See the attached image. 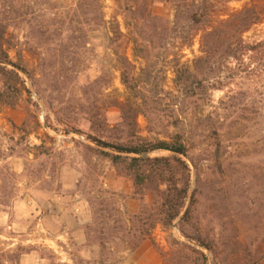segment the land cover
<instances>
[{"label": "rangeland", "instance_id": "374dc122", "mask_svg": "<svg viewBox=\"0 0 264 264\" xmlns=\"http://www.w3.org/2000/svg\"><path fill=\"white\" fill-rule=\"evenodd\" d=\"M194 1L155 0L162 21L129 28L131 0H0L11 60L0 65L18 75L0 73V264L32 250L44 264H201L203 254L207 264H264V0H212L214 21L246 6L259 19L244 33L248 12L219 26L233 46L211 53L190 14L176 18V5ZM119 101L137 108L133 126ZM176 134L190 188L165 225L157 164L129 169L108 146ZM78 221L85 244L67 235L57 253L41 240Z\"/></svg>", "mask_w": 264, "mask_h": 264}, {"label": "trees", "instance_id": "16d2710c", "mask_svg": "<svg viewBox=\"0 0 264 264\" xmlns=\"http://www.w3.org/2000/svg\"><path fill=\"white\" fill-rule=\"evenodd\" d=\"M93 1L97 2V4L100 2V0ZM154 1L155 0H131V5L128 6L126 10L131 13L134 21H130L127 23L129 28L137 27L139 21L153 23L162 21L160 17L152 12L150 3ZM175 10L176 18L180 17L181 12L190 14L189 16L191 18L190 20L192 21V25H195L197 27V31L199 33H202L201 47L202 52L204 53H211L217 47L222 46V44L224 46V42L226 49L232 48L233 44L228 43L226 40L224 41V39L219 34V26H227L236 16L242 17L248 14L247 17L243 18L241 21V33H244L252 24H255L259 19V14L255 11V8H248L246 6L242 10H234L229 8L225 14L220 15L219 18H217V21H214L212 20V18L214 15H216L217 10H215V6L212 3V0H195L191 4H178L176 5ZM196 16H199V19H196ZM224 16H227V18H224ZM198 32L196 33V35H199ZM112 33L113 39L116 41L123 36L118 22L115 24ZM193 38H189L188 41L192 42ZM130 40L134 44L138 43L136 38H130ZM222 41L223 43H221ZM219 43H221V45ZM0 63H11L9 53L3 49L2 45L0 47ZM0 73L4 77L14 75L18 78V75L14 70H10L3 65H0ZM123 81L130 90L134 89V86L129 84V81L125 77V74ZM115 105L120 108L124 123L129 127L133 126L137 108L129 101L115 102ZM134 138H136V136H134ZM139 139L140 140H130L128 142H122L117 145L108 146L112 147L114 151V153L110 154L112 157V161L116 164H126L129 169H139L143 165H150L151 163L157 164L158 175L164 182H167L168 185L167 193H165L164 200L159 206V209H161L160 221L165 225H171L175 218L180 214V209L185 206V202L189 193V168L188 165L181 159V157H179L181 155H187V146L184 143L182 136L179 134L172 136L170 140H159L158 142H152L143 138ZM154 150H167L172 152L174 155L172 157H146V154ZM127 155L135 156L129 157ZM177 171H180L179 179H177L175 176L177 174ZM165 173L170 174V177L166 178L167 176L165 175ZM137 177L139 178L141 176L137 175ZM180 183L182 184L180 185ZM190 213L191 211L188 208L184 213L182 219L187 221L190 217ZM186 236L189 239L195 240L196 242L200 243V245L208 247L202 236L199 235L194 238L188 235ZM203 257V263L201 264H207V258L204 254Z\"/></svg>", "mask_w": 264, "mask_h": 264}, {"label": "crops", "instance_id": "0c3cea01", "mask_svg": "<svg viewBox=\"0 0 264 264\" xmlns=\"http://www.w3.org/2000/svg\"><path fill=\"white\" fill-rule=\"evenodd\" d=\"M49 198H51V195L49 196ZM76 208L80 209L79 205H77ZM37 213L38 214L42 213V217L39 218L40 222L45 220L46 213H43L41 209L37 210ZM3 214H6V213H3ZM83 223H84L83 221H78L74 225L70 224L69 228H66L67 231L60 232L56 234V236L41 234V240L49 242L51 249H54L57 253H60V251L62 253H66L64 246L62 245V241H65L67 239V235L74 236L77 240L80 241V244H85L86 239L84 235ZM36 253H37L36 250H32L29 253L22 255L19 264H44L46 259L39 257L38 255H36Z\"/></svg>", "mask_w": 264, "mask_h": 264}]
</instances>
